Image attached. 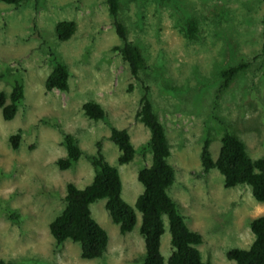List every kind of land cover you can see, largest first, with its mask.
Returning a JSON list of instances; mask_svg holds the SVG:
<instances>
[{
    "label": "rangeland",
    "instance_id": "1",
    "mask_svg": "<svg viewBox=\"0 0 264 264\" xmlns=\"http://www.w3.org/2000/svg\"><path fill=\"white\" fill-rule=\"evenodd\" d=\"M264 0H119L118 19L127 39L136 44L146 68L138 79L130 74L117 46L106 0L25 1L19 6L0 1V91L20 80L23 99L11 120L0 111V259L7 264H137L144 256L139 233L141 215L134 203L142 192L136 175L148 166L149 131L135 118L144 86L169 145L167 162L174 180L166 190L189 230L201 235L196 246L202 261L234 264L231 248H248L253 240L249 223L264 215V202L250 188H227L216 169L203 172L200 149L209 136L215 160L224 129L235 134L255 159L264 156V58L260 18ZM187 17L199 33L187 40L179 32ZM71 20L75 31L57 39L55 24ZM52 56L69 71L67 91H46L44 81ZM250 61L244 72L218 91L219 70ZM10 80L12 82L10 83ZM98 103L104 118L84 115L85 102ZM127 131L133 158L118 164L119 150L109 139L110 128ZM19 132L13 149L9 136ZM73 135L82 150L78 160L59 170L65 155L62 134ZM104 160L118 171L121 198L135 213L133 229L120 234L105 209V199L90 204L91 217L106 231L101 257L82 259L77 243L57 246L48 224L64 207L68 182L88 185L94 170L88 160L96 142ZM16 214L18 218L12 215ZM159 250L167 260L170 235L166 216Z\"/></svg>",
    "mask_w": 264,
    "mask_h": 264
},
{
    "label": "trees",
    "instance_id": "2",
    "mask_svg": "<svg viewBox=\"0 0 264 264\" xmlns=\"http://www.w3.org/2000/svg\"><path fill=\"white\" fill-rule=\"evenodd\" d=\"M9 5L19 6L29 0H0ZM34 7L40 0H31ZM109 14L113 19L115 32L121 44L116 47L122 59L127 63L130 74L138 79L140 71L146 68L145 59L140 48L127 39L126 29L118 19L119 0H106ZM58 40L65 41L75 31L73 21H59L54 27ZM179 32L187 40H195L199 33L195 18L187 17L181 23ZM260 56L264 58V6L260 18ZM51 69L44 81L46 91L57 89L67 91L69 71L67 66L52 56ZM250 61H239L219 70L222 82L218 91L228 86L230 81L247 69ZM12 80H10V83ZM23 86L20 80L10 84V91H0V111L4 120H11L23 99ZM84 115L93 120L104 118V110L98 103L85 102L82 105ZM135 118L149 131L146 149L151 154L150 164L138 170L136 178L142 185V192L136 197L134 206L141 215L139 233L144 242V256L137 264H213L202 261L199 250L201 235L188 229L175 201L166 190L174 180V169L167 162L169 145L165 130L159 121L154 107L148 97V87L138 101ZM61 144L65 155L56 160L59 170L69 169L81 156L76 138L69 133H61ZM19 132L9 136L13 149L18 147ZM109 139L119 150L117 163L129 162L134 155V148L129 135L124 129L110 128ZM210 137L207 136L200 149V164L203 172L216 169L223 178L227 188L246 185L251 196L259 203L264 202V156L251 158L245 144L231 131L224 129L220 137V147L215 160L209 152ZM96 154L88 160L94 170L91 182L82 189L73 183L65 186L64 207L48 224V230L57 246L66 240L77 243L82 259L101 257L108 243L106 231L91 217L89 206L98 199H105V209L111 221L118 226L120 234L130 232L135 225L133 209L121 198V181L118 171L110 166L100 152V141L96 142ZM18 218L16 214L12 215ZM166 216L170 235V255L167 260L162 257L159 246L164 232L162 217ZM253 240L248 248H231L226 251V258L234 264H264V215L255 217L249 223ZM0 264H7L0 259Z\"/></svg>",
    "mask_w": 264,
    "mask_h": 264
}]
</instances>
